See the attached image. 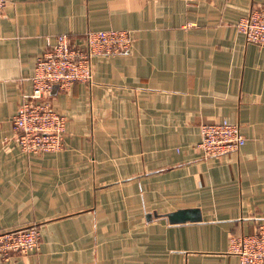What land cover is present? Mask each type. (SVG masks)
<instances>
[{"label":"crops","instance_id":"1","mask_svg":"<svg viewBox=\"0 0 264 264\" xmlns=\"http://www.w3.org/2000/svg\"><path fill=\"white\" fill-rule=\"evenodd\" d=\"M264 0H9L0 15V232L37 225L41 245L0 264H242L232 233L264 219V46L238 31ZM132 30L94 58L92 83L53 88L63 148L27 153L13 115L47 37ZM228 119L246 142L198 144ZM194 210L197 220L168 213Z\"/></svg>","mask_w":264,"mask_h":264},{"label":"built area","instance_id":"2","mask_svg":"<svg viewBox=\"0 0 264 264\" xmlns=\"http://www.w3.org/2000/svg\"><path fill=\"white\" fill-rule=\"evenodd\" d=\"M8 1L0 0V15ZM236 27L247 41L264 46V6L240 17ZM133 41L132 30L127 28L91 29L79 37L67 33L47 37L46 50L35 65L32 90L23 93L12 118L18 146L27 153L62 149L67 116L54 106V86L69 90L78 81L92 83L94 58L128 52ZM245 142L240 126L228 119L201 125L198 146L205 157H221L239 150ZM41 239L37 225L0 232V257L37 251ZM229 241V252L242 264H264V219L251 233H232Z\"/></svg>","mask_w":264,"mask_h":264},{"label":"water","instance_id":"3","mask_svg":"<svg viewBox=\"0 0 264 264\" xmlns=\"http://www.w3.org/2000/svg\"><path fill=\"white\" fill-rule=\"evenodd\" d=\"M194 210L181 209L178 211L168 213V217L171 222H184L187 220H197L194 215Z\"/></svg>","mask_w":264,"mask_h":264}]
</instances>
